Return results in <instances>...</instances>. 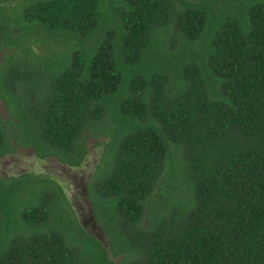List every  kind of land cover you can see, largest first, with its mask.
<instances>
[{"label":"trees","instance_id":"obj_1","mask_svg":"<svg viewBox=\"0 0 264 264\" xmlns=\"http://www.w3.org/2000/svg\"><path fill=\"white\" fill-rule=\"evenodd\" d=\"M0 52V157L105 136L109 245L55 178L0 175V264H264V0H0Z\"/></svg>","mask_w":264,"mask_h":264},{"label":"rangeland","instance_id":"obj_2","mask_svg":"<svg viewBox=\"0 0 264 264\" xmlns=\"http://www.w3.org/2000/svg\"><path fill=\"white\" fill-rule=\"evenodd\" d=\"M3 55L0 52V60ZM8 111L0 100V120L6 121ZM107 140L105 136H89L86 139L87 155L79 166L61 163L55 157L38 158L31 147H18L13 153L0 157V175H17L23 172L48 174L58 181L85 230L95 236L105 247L108 238L93 217L92 205L86 196V181L94 172ZM117 258H115L116 260Z\"/></svg>","mask_w":264,"mask_h":264}]
</instances>
